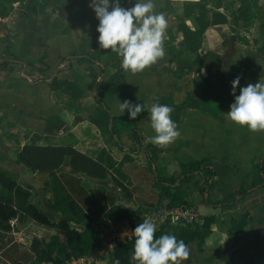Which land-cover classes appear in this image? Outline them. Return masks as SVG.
Instances as JSON below:
<instances>
[{
  "label": "crops",
  "instance_id": "1",
  "mask_svg": "<svg viewBox=\"0 0 264 264\" xmlns=\"http://www.w3.org/2000/svg\"><path fill=\"white\" fill-rule=\"evenodd\" d=\"M198 1L156 0V11L163 12L168 19V26L163 38L165 56L147 67L148 71L144 69L137 73H127L131 72L127 70L120 72L121 80L131 89L133 103L144 104L146 112H149L151 105L156 100L165 101L168 105L180 106L189 96H200L202 92L198 93L197 91V85L200 82L207 83V87L217 86V90L211 92L209 97L197 107L172 110L170 115L177 126L179 135L165 145L151 143L148 141V137L155 135V132L151 128L150 118L138 115L135 120H130L126 110L125 113H121L120 110L116 113L111 112L109 104L112 98L118 95L121 102L123 101L119 94L107 96L105 99L119 140L122 135H125L130 145H127L126 148L121 145L123 149L119 150L114 142L117 153L114 150L107 152L103 148L100 149H103L117 166L120 165L118 168L125 176L123 180L130 193L136 187L132 178L150 169L145 152L142 148H135L128 137V133L133 128L141 130L144 144H150L159 149L160 152L153 164L154 171L159 176L178 174L180 164L198 161L202 158L211 159L212 165L217 169L219 175L218 185L208 194V199L213 203L230 194L237 196L243 184L245 187H249L259 160L264 156V130H249L246 126L237 125L226 115L229 106L234 101L231 92L233 79L237 76L240 77L236 95H239L240 87L246 86L248 83L254 84L258 81L264 83V61H262L264 56L262 55L259 65L255 62L252 66L247 64L248 70L242 76L245 68L241 69L235 58L234 45L230 43L224 47L223 44L213 45L209 42L211 36L223 42L225 38H231L235 33L227 29L225 31L231 21L225 6L219 8V11L226 15L229 23L207 29L201 35L199 45L195 46L196 49L187 46L183 41L184 32L181 28L195 31L194 17L199 12L195 10L192 15L187 14L185 4H195ZM89 3L90 0L50 2L45 12L38 16L26 15L20 4H14V9L7 17H0V166L3 169L18 171V165L15 163L16 153L24 144L32 140L40 143L48 141L72 144L80 150L78 144H75L74 136L70 133L72 131L68 128L75 122L73 128L80 124V117L85 111L93 109V113L87 114L90 124L98 126L99 129L104 127L103 120L97 115L94 100L97 84L101 77H90L85 69L76 63H72L70 68L56 73L57 68L65 65L62 59L77 51H97L100 53L102 61L107 57L114 58V53L110 49H102L97 43L99 34L96 28L99 22L89 7ZM120 3L123 7H131L134 0H124V3L123 0H120ZM173 35L177 36L176 41L173 40ZM5 38L8 41L9 54L4 53L7 45ZM167 47H169L168 52L172 51V54H168V56L166 54ZM53 55L54 61L50 62L49 58ZM198 56L200 60L197 61ZM12 59H17L20 63L14 62ZM42 63L41 74L49 73L50 75H47L45 79H38L37 72L35 75L31 74L30 69H36L35 66ZM110 69L113 71L106 78L117 71V66L114 65ZM54 77L60 82L69 81L76 84L83 92L82 97L72 100L61 90H53L50 82ZM207 77L210 78V82ZM49 119L52 120L48 121ZM53 139L58 142H54ZM112 139L114 140L113 137ZM137 158L138 163H136ZM123 159L125 161L122 164ZM134 160L136 164L129 165V163H134ZM6 163H12L16 168L14 170L8 168ZM124 166L128 169L127 173L123 170ZM160 169L167 173L161 174ZM18 173H21V170ZM56 173L79 178L80 186L84 187L85 197L93 201L96 208L104 207L101 216L93 217L94 221L90 223L91 227L99 220L109 221L104 214L118 199L110 197L111 195L108 194L102 199L98 193L96 194L97 198H94L95 193L92 188L94 185L102 186L106 181H109L108 179L112 181L111 177L106 180H96L82 175H74L68 161L63 163ZM41 174L43 175L38 177L43 178V189L47 192L44 183L48 179L49 173ZM152 174L155 176L154 172ZM31 185L29 184V186ZM110 186L118 189L113 181ZM183 189L186 192L187 202L183 207L194 212V222L201 224L204 217H213L214 222L211 224L212 235L206 240L203 251H198L196 242H191L195 243L193 245L188 243L190 255L182 264H225L226 257L234 250L225 252L230 242L236 240L237 247L244 246L254 233L260 234L264 248V187L254 190L231 208L213 207L208 204L205 206V194L203 195L191 185ZM153 190L157 195V190L155 188ZM193 195L196 196V199L191 198ZM48 197L49 195L45 197L42 204H34L31 199L30 202L41 209L51 220L59 221L61 217L46 206ZM131 199H134L132 194ZM145 205L138 204L136 208H146ZM147 208L149 209V207ZM199 210H202L204 215H201ZM84 211L89 214L87 209L84 208ZM150 213H144L143 216L148 219L153 215ZM30 220L26 219L25 221ZM231 220H235L236 226L240 230L235 237L227 235L231 228ZM25 221L13 220L11 222L23 224ZM110 223L117 228L122 236L124 234L125 237L131 235L132 228L127 221L117 224ZM136 225L133 223V228ZM12 228L11 223V230ZM78 228L82 229L83 226L80 225ZM167 228L171 235H176L178 224L168 222ZM36 231L38 232L37 229ZM10 232L0 230V264H28L33 260L28 243L21 241L22 239L10 237ZM33 236L39 237L38 233L31 235V237ZM221 244L225 246L223 252L220 249ZM107 257L108 254L97 248L91 256L69 264H107L105 261ZM230 264L246 263L235 259Z\"/></svg>",
  "mask_w": 264,
  "mask_h": 264
},
{
  "label": "trees",
  "instance_id": "2",
  "mask_svg": "<svg viewBox=\"0 0 264 264\" xmlns=\"http://www.w3.org/2000/svg\"><path fill=\"white\" fill-rule=\"evenodd\" d=\"M68 0H0V17H7L13 9L14 4H20L26 15L38 16L45 12L50 2L64 3ZM224 0H199L195 4H185L187 14L192 15L195 10L199 12L194 17L196 30L185 28L184 43L192 49H196L207 29L229 23L226 15L219 11ZM239 2L236 9L231 12L230 17L234 25L242 22L247 25L250 22L251 2L253 0H233ZM232 1L231 6H234ZM124 3V0H123ZM227 9V8H226ZM230 21V24H231ZM191 38V39H190ZM5 54H9L7 38H5ZM114 58L107 57L104 61L97 51L81 50L69 54L62 59L65 65L56 69V73L71 67L72 63L82 66L92 78L101 77L97 84L94 100L97 115L103 120L104 128L111 137L114 138L115 145L119 150L123 147L119 143L117 129L112 122L109 109L105 99L107 96L119 94L120 97L133 102V94L130 87L120 78L121 58L117 53ZM264 55V48L261 50ZM14 62L20 63L17 59ZM200 60L199 56L197 61ZM117 66V71L104 79L102 76L107 68ZM98 68V74L94 67ZM248 70L245 67L242 76ZM210 82V78L207 77ZM50 86L53 90H61L72 100H78L83 92L76 84L69 81H58L55 77L51 80ZM222 89V88H221ZM217 90V86H208L200 96L191 95L180 106L169 105L172 110H181L183 107H197L201 102L209 97V94ZM154 103L167 104L165 101L156 100ZM168 105V104H167ZM127 111V110H126ZM139 115L150 118L149 112L143 110ZM52 119H49L50 121ZM128 137L135 148H142L145 152L146 160L150 169L154 172L153 188L157 190V199L161 203L168 201L169 207L186 205V192L184 187L193 186L203 195L204 202L213 207L231 208L237 202L244 199L254 190L264 187V156L259 160L256 171L252 177L251 185L245 187L244 184L237 196L227 195L216 203L208 199V194L219 182L217 169L212 165L209 158H202L185 164H180L178 174L172 176H159L153 168L157 159L158 148L150 144H144V139L140 129L133 128L128 133ZM1 145V141H0ZM68 161L74 175H82L96 180H106L111 177L115 186L124 193L127 200L131 199L129 188L124 183L125 176L120 171L112 158L103 150H95L92 153L82 152L72 144L38 142L32 140L24 144L16 153L15 163L23 165L32 173H49L44 186L49 194L46 206L58 214L59 221L51 220L41 209L30 202L32 193L31 187L23 184L22 187L18 179L8 170L0 166V230L11 231V221L23 222L31 219L47 229H52L54 234L48 240L33 236L30 238L28 249L33 256V260L28 264H69L78 259L91 256L101 245V238L90 226L91 221L101 216L104 207L96 208V204L85 197L84 187L80 186V179L75 176L57 174V170ZM124 159L121 162L124 163ZM87 209V214L84 211ZM144 213H150V209L143 207L126 206L116 201L105 212V217L112 223L117 224L127 221L133 228V216L138 223L143 222ZM94 217V218H93ZM202 223L182 221L178 225L177 238L183 239L186 244L196 242L198 251L202 252L206 240L212 235L211 224L213 217H204ZM83 228L79 229L78 226ZM240 230L236 226L235 220H231V228L228 230V237H235ZM162 234H171L169 229L162 226L157 228L154 237L158 238ZM135 236L132 233L130 240L124 243H117L112 252L105 259L107 264H137L132 259V250ZM234 249L225 259V264L237 259L245 261L246 264H264V248L262 246L259 233H254L252 238L244 246L237 247V241L230 242L225 252ZM23 264V263H16Z\"/></svg>",
  "mask_w": 264,
  "mask_h": 264
},
{
  "label": "clouds",
  "instance_id": "3",
  "mask_svg": "<svg viewBox=\"0 0 264 264\" xmlns=\"http://www.w3.org/2000/svg\"><path fill=\"white\" fill-rule=\"evenodd\" d=\"M89 7L99 22L96 28L99 47L117 53L124 70L141 72L165 56L163 38L168 19L163 12L156 11V0H134L131 7H123L120 0H90ZM239 85L237 76L231 82L234 101L226 115L249 130H264V83H248L236 95ZM118 108L121 113L127 110L129 119L135 120L145 105L118 99ZM171 113L167 104L151 105L150 123L155 135L149 136L148 141L165 145L179 135ZM156 230V224L147 218L132 230L135 240L131 255L137 264H182L188 259L190 250L183 239L171 234L156 238Z\"/></svg>",
  "mask_w": 264,
  "mask_h": 264
},
{
  "label": "rangeland",
  "instance_id": "4",
  "mask_svg": "<svg viewBox=\"0 0 264 264\" xmlns=\"http://www.w3.org/2000/svg\"><path fill=\"white\" fill-rule=\"evenodd\" d=\"M232 1L233 0L223 1V6L227 8L226 9L227 14H231V12L234 11L237 5L239 4V2L233 1L234 6L232 7L231 6ZM250 6H251L250 22L247 25H244L242 22H240L238 25H234V23L231 21L230 26L228 28H225V31L227 29L229 31L235 32L231 36V38H225V40L221 42L220 40H216L211 36L210 37L211 39L209 41L213 45L223 44L224 47H227L228 44L230 43L231 45H234L235 47L234 54H236L235 58L238 60L239 62L238 64L241 67V69H244L247 64H250V66L254 65V62L255 64L257 63L259 65L261 61V57H262L261 50L264 48V0H253ZM12 10L10 11V13L12 12ZM181 29L182 31L185 30V28H181ZM175 35H176V31H175ZM175 35H173L174 41H176V38H177V36ZM169 38H171V36H169ZM206 42H207V38H206ZM168 49L169 47H167V52H166L167 56L168 54H172L171 53L172 51L170 50L171 52H168ZM231 53H233V51H231ZM49 61L50 62L54 61V55L51 58H49ZM42 66H43V63L41 65L35 66L36 69L31 68L30 69L31 74L35 75V73L37 72V76H39L38 79L47 78V75H50V74L44 73L42 75L41 74L43 71ZM94 69L96 73L98 74L97 68L95 67ZM146 70L148 71L147 68ZM112 71L113 69L108 68L105 71L103 78H106ZM127 73H132V72H127ZM206 87H207V83L200 82L197 85L198 93L203 92L206 89ZM118 99L121 101L118 95H116L114 98L111 99L112 101L109 104V108L111 112H115V113L119 112ZM61 105H64V104H61ZM89 112L93 113V109L89 111H85L83 113V116L80 117V121H79L80 124H78L76 127L73 128L74 124L76 123L75 122L70 128H68L72 131L70 133L74 136L73 138L75 139V144H78L79 149L85 152H90V151L100 149V148L105 149L107 152H110L111 150L115 151L114 140L112 139L108 131H106L104 127L99 129L98 126H94L89 123L87 119V114ZM127 122H130V120H127ZM53 141L58 142L56 139H53ZM119 141L121 145L125 148L127 145H130L129 144L130 142L127 141V139L125 138V135H122ZM115 153L117 152L115 151ZM136 161H137L136 163L139 162L138 158L136 159ZM136 163L134 160V163H129V165L136 164ZM6 165L8 166V168H12L13 170L14 168H16L15 165L12 163L11 164L6 163ZM17 165H18V171L21 170V173H18V171H9V172L19 180V183L22 187L26 188V186H23V184H27V185L32 184L30 186L31 190L29 189V191L32 193L31 201L34 204H42L45 197L49 195L43 189V178L38 177L43 174H38V173L34 174L30 170L25 168L23 165L21 164H17ZM123 170L126 173L128 171V169H126L125 166L123 167ZM160 170H161L160 172L161 174L167 173V171H163L162 169ZM149 171L143 172L139 176L132 178L133 183L136 184L135 190H133V192L131 193L134 199L127 200L124 197V193L121 190L112 188L110 186V184H112V181H110V179H108L109 181H106L105 184H102V186H98V185L93 186L92 189H93V192L95 193L94 198H97V195H96L97 193L102 199L103 197H107L106 195L108 194V195H111L110 197L117 198L118 201L123 203L124 205L132 206L133 208H135L136 205L138 204H141V205L146 204L145 205L146 208L149 207L150 209V212H151L150 214H153L152 216H149L148 219L152 220L156 224V227H160V225H163L165 227L164 222L168 221L169 215L161 211L163 208V205H161V203L158 201L156 192L153 190L152 183H153L154 176L152 172L150 171L151 172L150 173ZM169 172L171 171L169 170ZM195 197L196 196L193 195L191 198L196 199ZM205 206H207V204H205ZM199 213L201 215H204L202 210H199ZM133 218L135 219V216H133ZM93 221L94 219L91 222ZM11 223L13 225V228L11 232L9 233V236L12 238L22 239L21 241L26 242L28 244H29L31 235H33L34 233H38L39 237L45 240H48L50 236L54 234L53 230L44 228L43 226L39 225L33 220L25 221L23 224H19L18 222H11ZM36 229L38 230V232L36 231ZM123 236H125V234ZM191 244L193 245L195 243H190L189 245ZM224 248H225L224 244H221L220 249L222 252Z\"/></svg>",
  "mask_w": 264,
  "mask_h": 264
},
{
  "label": "built area",
  "instance_id": "5",
  "mask_svg": "<svg viewBox=\"0 0 264 264\" xmlns=\"http://www.w3.org/2000/svg\"><path fill=\"white\" fill-rule=\"evenodd\" d=\"M161 205H163L161 211L169 215L168 221L164 222L166 228L168 222L176 223L179 225L182 221H195L194 212L191 209L184 208L183 206L169 207L167 200H163L161 202ZM133 221L134 223L138 224L136 218H133ZM162 226L163 225H160V227ZM92 229L99 235L102 240L101 245L98 247V249L100 248L103 253L108 255L112 252L113 247L117 243H124L127 240H130L132 236V232L131 235H128L126 237L122 236V234L117 230V228H115L109 221L106 220H99L95 222L94 225H92Z\"/></svg>",
  "mask_w": 264,
  "mask_h": 264
}]
</instances>
